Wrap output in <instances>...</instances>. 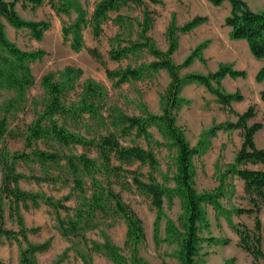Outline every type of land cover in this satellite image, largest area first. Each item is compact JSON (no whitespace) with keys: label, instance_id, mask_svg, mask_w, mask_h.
Here are the masks:
<instances>
[{"label":"trees","instance_id":"1","mask_svg":"<svg viewBox=\"0 0 264 264\" xmlns=\"http://www.w3.org/2000/svg\"><path fill=\"white\" fill-rule=\"evenodd\" d=\"M45 0H14L7 2L0 0V89L16 92L23 98L25 92L34 86L35 79L31 73L29 64L41 60L46 53L42 50L27 52L19 49L14 43L8 40L4 22L15 30H27L30 36L40 41L43 35L50 29L49 21H28L19 16L15 10V3L22 2L32 7H40ZM154 5H162L161 0H147ZM57 14L67 15L70 11L76 14L75 20L62 28V37L68 40L70 48L74 52H80L85 48L83 41V30L90 25L94 38L98 39L102 33V24L109 19L110 13H117L112 20L119 28L125 25L132 27V20L129 17L119 14L123 7L134 5L142 7L143 0H99L93 9L90 19L78 0H48ZM214 7H220L223 3L229 4V13L224 19V26L230 29V39L243 40L246 42L249 52L256 60H264V10L253 11L244 0H208ZM156 14L145 10L142 21L135 22L139 33L137 41H130L126 46L111 48L108 52L110 61L119 62L130 55L146 50L153 57V61L138 67H126L124 69L110 70L107 68L103 56L96 48H87L88 54L98 61L104 69L108 80L114 81L121 86L131 81H139L145 77L153 76L163 70L167 73L170 82L164 93L161 95L160 114L153 115L143 110V117L127 116L118 113L111 125V132L105 135H98L96 138L85 137L69 132L59 125L55 117L79 120L84 115L90 118H100L98 103L104 98V88L91 79L84 83L82 97L77 104L67 106L62 101L64 84L54 80L55 75L49 73L40 80L47 100L41 113L36 115L35 120L26 127L24 132H6L7 120L0 118V140L7 135L11 138L20 137L24 140L25 150L15 153L12 156L0 153L1 184H0V239L14 240L21 248V242L26 244L19 252V264H36L35 255L48 251L51 240L41 244L28 242V234H35L39 228L28 229L19 212L20 204L28 208V203L37 208L40 202L47 205L55 215L58 229L62 237L77 239L90 252L100 254L109 259L113 264H146L137 255V246L144 241V229L141 219L125 204L120 195L110 188L104 187L92 181L91 195L85 193L84 183L81 175L113 176L116 179L122 177L130 178L123 182V188L129 189L134 186L137 190L149 197L151 205L156 211L154 222V240L158 237L157 224L162 216L164 200L169 203L174 196L180 199L183 211L182 221L179 227L167 222V241L173 239L179 246L178 259L180 264H198L200 245L205 242L198 235V225L205 221L206 212L204 206H210L216 214L229 222L230 215L254 216V227L249 229L244 224L232 225V230L239 237V247L247 253L252 264H264V250L262 248V222L260 212L264 205V150L258 149L254 137L263 128L259 122L249 124V121L256 117L255 106L251 105L242 114H235V122H224L212 126L205 132V136H214L217 132H231L240 130L242 144L236 152L233 163L227 168L225 174L235 176L244 183V197L250 204L248 208H235L227 210L221 204L224 197L218 187L211 192L198 193L194 188V167L192 159L198 154V149L191 147L185 139L183 132L176 125V112L188 101L180 97L181 90L192 83L202 85L223 108H228L232 102H241L243 96L239 93H226L221 86V81L229 76L232 79L244 78L245 73L235 71L231 66L220 65L218 69L207 75L187 74L180 76L181 69L189 67L195 59L203 61L202 50L209 41H203L191 50L184 61L177 65L171 56L178 49L177 34H189L198 26L207 22V17L197 16L182 26H176L175 18L172 17L167 26L164 37L167 42L166 51H161L152 38L148 35L153 29ZM81 69L66 67L59 73L65 80L75 81L81 76ZM258 83L264 81V67L256 75ZM264 101V90L260 93ZM154 127L169 141L171 148L175 150V173L171 178L174 188H168L158 183L155 171L158 163L151 150L143 149L139 145L124 146L121 138H126L131 133L137 138H143L148 145L152 144L148 129ZM115 131H119L118 134ZM38 143L50 145L51 143L69 149L80 147L82 149H93L97 158L93 159L85 154H61L55 149L46 148L41 150L36 147ZM156 146L159 144L155 143ZM5 149V148H4ZM18 161H36L41 166L48 164L55 165L63 162L72 180L73 192L78 194L79 207L74 210V215L68 219L60 217L59 212L69 214L70 208L65 206L70 197L62 200L46 198L38 194L22 191L18 184L20 180H32L36 183H55L51 178L38 176H25L15 170V163ZM134 163L147 165L149 173L147 179L142 180L136 171L130 170ZM260 165V169H247L245 166ZM9 202V215L15 217L18 231L8 230L3 225L2 199ZM119 217L126 225L125 246L130 249V256L127 258L121 250L111 241L104 237L101 243L90 241L85 236V231L95 227V220L99 217ZM214 243L215 240H206ZM224 241L223 244H227ZM84 264H92L91 259L84 254H78ZM68 259L66 252L61 254L51 264H61ZM0 264L1 261H0Z\"/></svg>","mask_w":264,"mask_h":264},{"label":"rangeland","instance_id":"2","mask_svg":"<svg viewBox=\"0 0 264 264\" xmlns=\"http://www.w3.org/2000/svg\"><path fill=\"white\" fill-rule=\"evenodd\" d=\"M78 1L85 10L87 19H90L94 6L99 0ZM143 1L145 5L142 7L130 5L123 7L119 11V14L131 18L132 27L128 24L122 28L116 26L112 21L117 15L114 12L110 13L109 19L102 24L103 33L98 39L94 38L91 27L88 25L82 32L85 48L80 52L72 51L69 41L64 40L62 37V28L69 26L76 18V14L73 11H70L67 15L57 14L48 0H45L44 4L37 8L22 2L15 3V10L21 18L28 21H49L51 27L43 35L42 40L36 41L27 30H15L4 22L8 40L19 49L27 52L42 50L46 53L41 60L29 64L35 84L25 92L23 98H20L14 91L0 89V118L5 117L7 120L6 132H24L26 127L35 120L36 115L42 112L47 96L40 85V80L49 73L55 75L54 80L56 82L64 84L62 101L67 106L77 104L80 101L84 83L87 79L93 80L104 88V98L98 103L99 119L90 118L87 115H84L79 120L55 117L59 125L76 135L92 139L98 135H105L113 131L111 123L118 113L143 117V110H146L153 115L160 114L161 95L169 83L165 71L161 70L153 76L117 86L114 81L107 79L101 64L87 52V48H96L103 56V60L110 70L124 69L126 67L135 68L153 61V57L146 50L130 55L119 62L110 61L108 52L111 48L126 46L128 42L138 40L139 30L135 22L142 21L145 10L156 14L153 29L148 35L160 50L166 49L167 42L162 29L169 20L168 14L172 13L173 5L183 1L188 3L189 7L193 6V2L192 0H164L162 6L151 4L147 0ZM194 1L197 3L206 2V0ZM244 1L253 11L264 10V0ZM53 2L56 4L57 0H53ZM212 8V13L209 12L211 22L208 26H212L213 22L217 28L223 30L225 28L224 18L229 13L227 5L224 4L218 8ZM185 12L189 13L186 10ZM184 16V14L178 13L179 20L184 18ZM197 32L198 30H193L187 34L189 39L183 42L178 53L179 59H183L187 44L199 41L200 34ZM245 48L242 46L240 49L245 51ZM183 61H180L179 64ZM66 67L81 69V76L75 81L65 80L59 73ZM191 67V74H199V68L194 69L193 65ZM184 69L180 70V76L185 71ZM180 97L188 101V103L176 112V125L183 132L189 145L198 149V154L192 159L195 190L198 193L211 192L219 187L224 195L220 202L227 210L250 207L244 194L236 192V182L233 176L225 174L227 168L234 160L233 156L238 146V133L219 131L214 136H205V132L212 126L228 121L229 117L226 110L219 107L216 99H214L215 97L197 83L184 87L180 92ZM118 132L115 131L116 134ZM148 132L152 139L151 145H148L143 138L135 137L133 133L126 138H121V143L124 146L135 144L143 149L151 150L158 163L155 171L158 183L168 188H174L171 178L175 173V150L171 148L169 141L163 138L156 128L150 127ZM155 143L159 145L156 146ZM48 146L61 154H85L90 158H97V153L93 149L87 150L80 147L66 149L53 143L50 145L38 143L36 145L41 150H47ZM23 151L31 152L30 150H25L24 140L20 137L13 139L7 135L3 140H0V153L6 152L12 156ZM129 169L136 171L142 180L145 181L147 179V174L149 173L147 165L134 163ZM15 170L25 176L48 177L55 181V183H36L32 180H20L18 186L22 191L54 200H62L64 197L69 196L70 199L65 202V206L70 208L71 211L69 214L60 211L59 215L63 219H68L74 215V210L79 207L80 200L78 199V194L72 190V180L63 162L41 166L36 161H18L15 163ZM81 179L88 197L91 195L92 181H95L118 193L122 201L141 219L144 229V241L137 246V255L146 264H180L178 244L173 239L166 240L168 238L166 233L167 222L179 227L182 221L183 211L180 199L177 196H174L171 203L164 200L162 216L157 224L158 237L157 240H154L156 211L151 205L149 197L134 186L129 189L122 187L123 182L130 180V178L122 177L118 180L113 176L97 175L87 177L81 175ZM2 208L4 227L8 230L18 231L16 218L10 217L9 202L5 197L2 199ZM203 208L206 212V217L205 221L198 225V235L205 242L200 245L198 264H252L251 257L239 247V237L232 230L231 224H244L249 229H253L254 216L231 214L229 222H227L225 218L218 216L210 206H204ZM262 209L264 211V205H262ZM19 212L28 229L39 228L37 233L28 234V242L41 244L51 240L48 251L35 255L36 264H51L64 252H66L68 259L61 264H84L78 256L79 253L87 255L91 259L92 264H113L105 256L90 252L77 239L62 237L54 213L43 202H40L37 208L32 207L30 203H28V208L20 204ZM261 222L262 248L264 250V214L261 217ZM95 223L97 224L95 227L84 232L87 239L101 243L104 237H107L128 258L130 249L125 246L126 225L123 219L110 215L109 217L97 218ZM209 239L216 242L210 244L206 241ZM224 241L228 243L223 244ZM25 247L26 244L22 241L21 248ZM21 248L16 241L1 238V263L19 264Z\"/></svg>","mask_w":264,"mask_h":264},{"label":"crops","instance_id":"3","mask_svg":"<svg viewBox=\"0 0 264 264\" xmlns=\"http://www.w3.org/2000/svg\"><path fill=\"white\" fill-rule=\"evenodd\" d=\"M5 1L11 2L12 0H5ZM161 1L162 3L164 2V0ZM192 2H193V6H189V7H188L189 4L183 1L174 4L173 8L171 9L172 13L168 14L169 20L166 26L162 29V33H165V30L169 25L173 16L175 18L176 26H182L197 16L207 17L208 19L206 23L194 29V30H198L197 33L200 34V39L198 42H192L185 46L186 50L183 57V59L187 57L190 51L194 49L198 44L208 40L209 41L208 45L201 52V57L204 61L202 62L199 59H195L189 67L184 69L185 71L182 73V77L192 73L191 71L192 65L194 69L199 68V74L201 75H207L209 73L215 72L220 65H228L231 66L232 69L235 71L244 72L245 73L244 78L232 79L231 77L226 76L221 81V86L227 93H235L238 91L242 94L244 98L243 101L231 103L230 109L232 110V114L229 113L228 108H223L221 105H219V107L223 108V110H226V113L228 114L229 117L228 119L229 122H235L237 120L235 114H242L248 109L249 106L251 105L255 106L257 115L253 120L250 121V124L254 122H259L263 125V128L256 133L254 137V142L258 149L264 150V134H263L264 101H262L260 97V93L264 90V81L260 83L256 81L257 73L262 67H264V60H256L249 52L245 41L230 39L229 36L230 29L228 27H225L222 30L220 28H217L215 26V23L213 22H212V26H208V24L211 22L209 12L212 13L211 9H213L212 7H214L208 2V0H206L205 3H197L194 0H192ZM224 4H226L227 8L229 9V4L225 2L222 5ZM185 10L189 11V13H186ZM178 13L184 14L185 15L184 18L179 20ZM190 13L191 15H189ZM186 36L187 34H180V33L177 34L178 49L171 56L172 61L175 62V64L177 65H179L180 61H183V59L182 60L179 59L178 53L181 49V46L183 45V42L186 39H189V37ZM242 46L246 47L245 51L240 49ZM166 49H162L161 51H166ZM233 132H237L239 135L238 146L236 150L237 152L242 144L241 131L236 130ZM235 153L233 158L235 157ZM245 168L255 170V169H260L261 166L260 165L253 166L251 164H248L247 166H245ZM233 179L236 182V187H235L236 192L244 194L243 181H241L235 176H233ZM263 214L264 211L262 209L260 213V219L263 216Z\"/></svg>","mask_w":264,"mask_h":264}]
</instances>
